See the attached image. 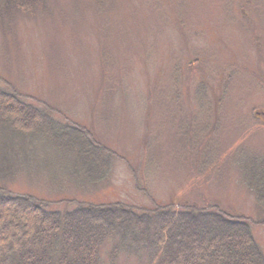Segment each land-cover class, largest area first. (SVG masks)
Here are the masks:
<instances>
[{
  "label": "rangeland",
  "instance_id": "374dc122",
  "mask_svg": "<svg viewBox=\"0 0 264 264\" xmlns=\"http://www.w3.org/2000/svg\"><path fill=\"white\" fill-rule=\"evenodd\" d=\"M0 87L59 113L53 130H0L7 193L55 209L218 205L264 252L248 177L264 161V0H48L0 28ZM75 123L117 155L100 182L63 142Z\"/></svg>",
  "mask_w": 264,
  "mask_h": 264
},
{
  "label": "trees",
  "instance_id": "16d2710c",
  "mask_svg": "<svg viewBox=\"0 0 264 264\" xmlns=\"http://www.w3.org/2000/svg\"><path fill=\"white\" fill-rule=\"evenodd\" d=\"M47 7L48 0H0V28L18 15L32 17ZM36 106L41 105L0 87V130L31 135L43 126L53 130L52 114L58 111ZM81 125L72 124L76 134L63 142L74 160L87 163L90 182H100L117 155ZM252 167L249 181H258L256 201L264 208V161ZM55 205L0 188V264H131L122 257L135 259L132 264H264L251 221L218 205Z\"/></svg>",
  "mask_w": 264,
  "mask_h": 264
}]
</instances>
